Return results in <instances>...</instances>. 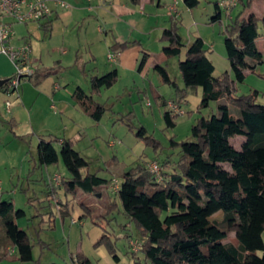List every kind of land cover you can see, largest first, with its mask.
I'll return each instance as SVG.
<instances>
[{"label":"trees","instance_id":"obj_1","mask_svg":"<svg viewBox=\"0 0 264 264\" xmlns=\"http://www.w3.org/2000/svg\"><path fill=\"white\" fill-rule=\"evenodd\" d=\"M254 1L246 0L243 4L252 6ZM220 2H215L213 21L221 19ZM199 3V0H184L191 9ZM52 21L47 17L40 24L45 35L51 32ZM180 22L171 17V24L162 31L160 40L167 59L181 56L185 48V58L179 62L185 87L180 88L166 66L156 63L154 69L163 83L175 89L178 98L174 102L180 103L189 90L201 88V107L217 102L218 112L198 118L191 128L192 140L173 141L180 149L178 160L174 162L170 157L163 160L162 178L145 163L124 171L119 188L101 216L106 217L121 207L122 214L136 225L143 244L141 250L135 252L129 243L135 264H264V104L258 101V90L247 94L238 91V84L245 81L247 71L254 72L264 62V53L258 48V40L264 36L260 32L261 26L264 29V15L259 17L253 12L248 17L238 15L227 25L224 44L233 76L229 71L215 75L216 67L207 54L204 39L198 36L185 44L179 31ZM127 43L116 42L111 49L122 51ZM147 55L144 49L138 71L145 67ZM60 71L47 68L37 77L42 80ZM118 79L117 69L92 75L90 92L77 86L72 97L98 122L106 107L98 103L94 95L102 88H111ZM6 87L5 84L0 89ZM157 99L167 106L166 98L157 95ZM178 115L169 110L164 112L169 126H175L174 118ZM9 122L17 125L14 118ZM145 131L142 127L141 132ZM238 136L244 137L239 148L234 141ZM67 142L73 146L72 140L63 143ZM38 151L41 165L59 162V154L44 138ZM69 155L73 160L69 163V177L62 178L60 187L65 195L76 196L80 190L97 195L103 193L102 186H112L115 177L105 178L99 170L91 172L90 161L75 153ZM226 159L230 169L225 167ZM170 163H173L171 167L166 168ZM60 188L53 183L48 188V194L57 199L58 205L61 199L55 194H59ZM218 212H222V218L212 220ZM68 214L66 211L62 216ZM25 215L12 200H3L0 195V228L5 232L0 242L3 240L6 247L1 258L13 247L19 264H41L39 259L33 258L34 245L29 234L17 223ZM231 235L235 241L230 240ZM126 237L130 242V235ZM101 244L119 261L109 236L104 234L96 243ZM70 264L91 263L79 253Z\"/></svg>","mask_w":264,"mask_h":264},{"label":"rangeland","instance_id":"obj_2","mask_svg":"<svg viewBox=\"0 0 264 264\" xmlns=\"http://www.w3.org/2000/svg\"><path fill=\"white\" fill-rule=\"evenodd\" d=\"M173 1L160 7L157 18L146 21L143 17L137 23L128 45L122 50L123 62L118 66V81L111 88H102L100 93L94 95V99L106 107L100 121H95L72 97L78 84L87 93L90 92V79L94 74L89 65L84 70V60L90 56L86 48H81V59L76 67L54 69L61 70L59 73L63 71L61 74L65 78V87L58 91L54 102L41 97L31 109L30 121L16 126L10 124V108L14 104V97L0 89V195L3 200H12L17 209L25 211L26 215L17 223L29 234L34 245L33 258L39 259L41 264H70L79 253H83L91 264H135L126 234L130 235V240L140 239L136 225L122 214L121 207L106 217L101 216L106 213V205L114 197L115 183L102 186L101 196L82 190L76 196L65 195L60 188L62 178L69 177V163L73 161L69 154L75 153L90 161L91 172L99 170L101 176L115 177L120 182L123 172L138 163L158 162L163 165V160L169 157L176 162L180 149L173 145V141L192 140L191 128L198 118L218 112L217 102L201 107L202 90L198 88L189 90L183 100L178 102L185 113L174 118L175 126H169L164 117L168 108L162 105L157 95L168 101L178 97L173 87L162 82L153 65L167 60L162 65L166 66L180 88L185 87L179 66L180 60L185 58V48L181 56L166 59L162 52L164 43L160 40L163 29L171 24L168 7ZM178 1L182 15L179 31L184 43L202 37L207 54L216 67L215 75L229 71L233 76L226 56L224 31L238 15L248 17L252 12L263 15L264 0H256L252 6L243 4L246 0L240 1L237 7L229 3V8H222L220 21H213L215 2L218 0H199V5L192 9L184 4V0ZM260 32L264 33L262 26ZM144 48L148 55L141 73L137 70V57L139 54L142 57ZM258 48L264 53L263 35L258 40ZM97 53L102 64L98 71L101 75L109 69L105 47L101 46ZM15 71L11 60L1 55L0 77L10 78ZM26 82L28 80H23L22 85ZM253 90L259 91L258 101L264 104V62L254 72L247 74L243 83L238 84L240 94ZM7 100L11 101L9 111ZM231 111L235 113L234 108ZM142 127L146 128L145 132H141ZM42 138L59 154L58 163H39L38 146ZM64 140H72L73 146L70 147L68 142L64 144ZM234 141L237 143V139ZM238 143L236 146L239 148ZM225 167L231 168L227 159ZM57 174L60 178L54 181ZM50 183L60 188L59 194H55L61 199L59 205L57 199L48 194ZM66 211L69 214L62 216ZM222 216V212H218L211 219L220 220ZM104 234L115 244L119 261L114 259L105 244L96 245ZM4 235V228L1 227L0 238ZM230 240L235 241L236 238L231 235ZM5 248L2 240L0 264H19L17 251L13 247H9L8 255L1 258Z\"/></svg>","mask_w":264,"mask_h":264},{"label":"crops","instance_id":"obj_3","mask_svg":"<svg viewBox=\"0 0 264 264\" xmlns=\"http://www.w3.org/2000/svg\"><path fill=\"white\" fill-rule=\"evenodd\" d=\"M58 1H64L68 6L63 7ZM171 1L141 0L140 3H134L132 0H51L53 21L49 35L44 34L38 23H14L10 45L15 47L29 45L34 66L40 71L27 79L26 84L21 83L19 94L12 95L14 104L10 108L11 118H14L17 124L30 121L32 119L31 109L41 97L54 102L58 91L65 87V78L61 74L63 71L56 75H49L42 80L37 75L42 73L43 68L53 66L55 63L54 69L56 67L61 69L76 67L81 59V48H86L90 55L87 60H84L86 63L84 70L89 65L91 72L99 75L98 71L100 72L102 64L98 59L97 50L102 46L105 47L106 65L109 68L107 70L117 69L118 71L119 64L123 62L121 60L123 53L112 50L111 46L116 42H128L137 23L141 22L143 17L146 21L152 17L157 18L160 7H164L163 4ZM239 3L240 1L237 0L235 7ZM34 46L37 47L36 50ZM34 52L35 55H33ZM110 54H114L113 59L109 58ZM137 60L139 66L140 54ZM164 62L167 60H163L160 64ZM250 73L251 71H247V74ZM51 106L53 107V104ZM236 139L241 147L244 137L238 136Z\"/></svg>","mask_w":264,"mask_h":264},{"label":"built area","instance_id":"obj_4","mask_svg":"<svg viewBox=\"0 0 264 264\" xmlns=\"http://www.w3.org/2000/svg\"><path fill=\"white\" fill-rule=\"evenodd\" d=\"M51 0H0V56H7L15 67V74L8 78L6 82V89L4 92L8 95L19 94V88L23 80H27L36 74V67L31 58V48L29 45L12 46L10 45V39L14 33V23H28L35 22L40 24L47 18L51 17L53 8L50 4ZM58 3L67 7L68 5L64 1H58ZM229 3L233 5L237 4V0L221 1L220 6L222 8H229ZM169 16L175 20L181 15L179 9V1L174 0L168 7ZM110 59L114 58V54L109 55ZM11 101L7 100L6 105L9 110ZM167 108L172 113L183 114L185 111L178 105L177 102L169 100L167 102ZM150 170L156 173L159 178H162V167L158 162H152L148 164ZM60 176L57 174L54 177V181H58ZM114 190L119 188V181L114 180ZM1 191V189H0ZM142 241L139 239H131L130 246L135 252H139L142 248Z\"/></svg>","mask_w":264,"mask_h":264},{"label":"water","instance_id":"obj_5","mask_svg":"<svg viewBox=\"0 0 264 264\" xmlns=\"http://www.w3.org/2000/svg\"><path fill=\"white\" fill-rule=\"evenodd\" d=\"M8 78H0V88L3 87L6 82H7ZM101 196V194H99Z\"/></svg>","mask_w":264,"mask_h":264}]
</instances>
